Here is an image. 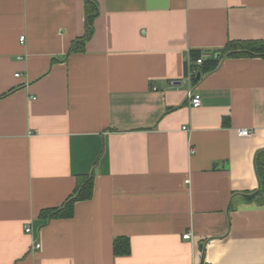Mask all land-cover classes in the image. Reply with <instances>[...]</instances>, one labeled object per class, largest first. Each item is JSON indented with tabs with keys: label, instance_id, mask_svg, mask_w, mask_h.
<instances>
[{
	"label": "crops",
	"instance_id": "obj_1",
	"mask_svg": "<svg viewBox=\"0 0 264 264\" xmlns=\"http://www.w3.org/2000/svg\"><path fill=\"white\" fill-rule=\"evenodd\" d=\"M91 1L83 40L85 0H0V264H264V59L222 58L198 108L185 80L191 51L264 41V0Z\"/></svg>",
	"mask_w": 264,
	"mask_h": 264
},
{
	"label": "trees",
	"instance_id": "obj_2",
	"mask_svg": "<svg viewBox=\"0 0 264 264\" xmlns=\"http://www.w3.org/2000/svg\"><path fill=\"white\" fill-rule=\"evenodd\" d=\"M86 10V33L83 40L91 34L93 21L97 16V9L95 4L91 0H85ZM84 42L79 40L73 44L71 52H82ZM218 55V56H217ZM259 57L264 59V41L261 42H232L228 43L224 49L218 53H202L199 51H191L190 58L192 61L202 57L201 64L196 68L200 76L214 71L218 68L219 61L224 57ZM193 84H196L199 80L192 78ZM257 178L260 183L259 192L264 194V151L258 153L255 159ZM76 188L74 192L67 198L65 203L60 208L48 209L41 211L40 217L44 220L48 219H62L72 218L73 209L76 202L91 200L93 193V175L90 176H78L76 178ZM129 251V242L124 239L114 240V254L120 255L127 254Z\"/></svg>",
	"mask_w": 264,
	"mask_h": 264
},
{
	"label": "built area",
	"instance_id": "obj_3",
	"mask_svg": "<svg viewBox=\"0 0 264 264\" xmlns=\"http://www.w3.org/2000/svg\"><path fill=\"white\" fill-rule=\"evenodd\" d=\"M20 42H24V37H20L19 38ZM201 60L202 57L192 61L189 58H187L185 65H186V75H185V80H187L188 85H189V89L187 91V100L189 102V105H191L192 108H198L200 106V96L198 94H195L193 92L192 86H193V80L192 78L196 77V75L198 74V69L196 68L198 65L201 64ZM250 132H248L247 130L243 129L239 131V135L240 136H244V137H249ZM26 233H30L31 229L29 228H25L24 229ZM190 236V233H187L185 235H183V239H188ZM35 248L38 249L40 248V245L37 244L35 245Z\"/></svg>",
	"mask_w": 264,
	"mask_h": 264
},
{
	"label": "water",
	"instance_id": "obj_4",
	"mask_svg": "<svg viewBox=\"0 0 264 264\" xmlns=\"http://www.w3.org/2000/svg\"><path fill=\"white\" fill-rule=\"evenodd\" d=\"M217 56H218V55H217ZM195 79L200 80V74H199V73L196 75ZM256 203H257L258 205H263V204H264V197H258V198L256 199Z\"/></svg>",
	"mask_w": 264,
	"mask_h": 264
}]
</instances>
